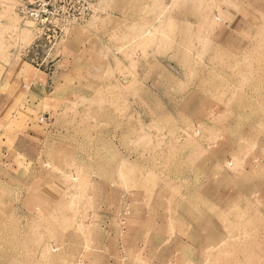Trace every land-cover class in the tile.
Returning a JSON list of instances; mask_svg holds the SVG:
<instances>
[{
	"label": "rangeland",
	"instance_id": "374dc122",
	"mask_svg": "<svg viewBox=\"0 0 264 264\" xmlns=\"http://www.w3.org/2000/svg\"><path fill=\"white\" fill-rule=\"evenodd\" d=\"M28 1L0 0V264H264V0Z\"/></svg>",
	"mask_w": 264,
	"mask_h": 264
},
{
	"label": "built area",
	"instance_id": "2783aa9c",
	"mask_svg": "<svg viewBox=\"0 0 264 264\" xmlns=\"http://www.w3.org/2000/svg\"><path fill=\"white\" fill-rule=\"evenodd\" d=\"M67 0H30L22 7V12L38 25L48 26L52 17Z\"/></svg>",
	"mask_w": 264,
	"mask_h": 264
},
{
	"label": "bare ground",
	"instance_id": "6f19581e",
	"mask_svg": "<svg viewBox=\"0 0 264 264\" xmlns=\"http://www.w3.org/2000/svg\"><path fill=\"white\" fill-rule=\"evenodd\" d=\"M212 19V18H211ZM213 21V20H212ZM215 21V20H214ZM213 23V22H212ZM215 23V22H214ZM210 24V23H209ZM213 25H215V24H213ZM210 27V26H209ZM214 27V26H213ZM127 81V80H126ZM126 83V82H125Z\"/></svg>",
	"mask_w": 264,
	"mask_h": 264
}]
</instances>
